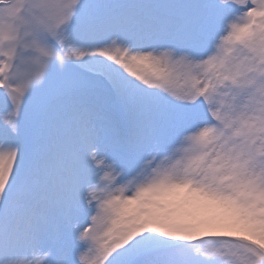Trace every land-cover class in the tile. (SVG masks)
<instances>
[{
    "label": "snow or ice",
    "instance_id": "1",
    "mask_svg": "<svg viewBox=\"0 0 264 264\" xmlns=\"http://www.w3.org/2000/svg\"><path fill=\"white\" fill-rule=\"evenodd\" d=\"M0 264H264V0H0Z\"/></svg>",
    "mask_w": 264,
    "mask_h": 264
}]
</instances>
